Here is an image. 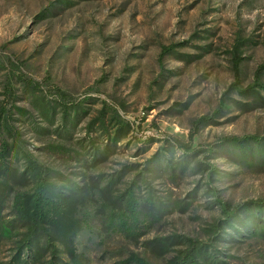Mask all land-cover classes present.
Returning a JSON list of instances; mask_svg holds the SVG:
<instances>
[{"label":"rangeland","instance_id":"rangeland-1","mask_svg":"<svg viewBox=\"0 0 264 264\" xmlns=\"http://www.w3.org/2000/svg\"><path fill=\"white\" fill-rule=\"evenodd\" d=\"M255 83L264 0H0V264H167L190 239L208 264H264V205L241 211L264 199ZM54 85L78 108L65 115ZM248 135L259 139L224 142ZM29 158L74 201L31 243L18 214ZM130 191L135 235L110 226ZM224 203L244 209L228 220Z\"/></svg>","mask_w":264,"mask_h":264},{"label":"trees","instance_id":"trees-1","mask_svg":"<svg viewBox=\"0 0 264 264\" xmlns=\"http://www.w3.org/2000/svg\"><path fill=\"white\" fill-rule=\"evenodd\" d=\"M172 51V47H163L162 53H169ZM233 70L235 75L236 89L241 88L240 86V58H236L233 63ZM27 86L33 90H39L38 83H35L31 79L22 77L21 78ZM254 86L264 88L261 83H255L254 85L248 86L244 89V92L253 90ZM58 98L57 101L62 105L65 115L69 114V111L78 108L79 104L74 103L71 100V96L62 88L58 86H52L51 91ZM5 106L0 107V124L4 127H8L7 118H5ZM209 121L207 116H201L193 122V126L190 132L191 139L194 137L196 132L201 126ZM257 136L248 135L244 137H226L224 142H232L234 145H241L245 142L258 140ZM28 171L33 176L35 184L33 192L26 197V199L19 198L22 200L19 202L20 208L18 214L23 221L28 222L31 227L28 233L27 242L31 243L35 238L37 230L40 229L44 224L55 223L60 217L65 216L72 206L74 201L71 197L61 191H57L55 186L51 182L52 174L42 164L33 160L28 159ZM124 208L121 210L117 208H111L110 226L116 231H120L127 235H135L139 228V219L141 212L139 210V203L132 191L129 192L126 202L123 204ZM264 205V199L250 201L246 205L245 209L243 206L232 208L230 204L224 203L223 212L227 216V219L234 218L240 214L241 211L249 210L253 206ZM244 210H241V209ZM241 210V211H240ZM137 234V233H136ZM215 260L211 254L204 248L203 245H199L196 240H189L187 248L181 252L178 257H175L167 264H208Z\"/></svg>","mask_w":264,"mask_h":264}]
</instances>
